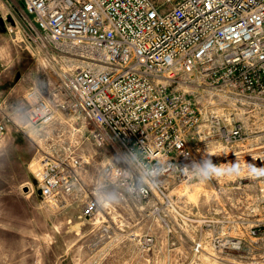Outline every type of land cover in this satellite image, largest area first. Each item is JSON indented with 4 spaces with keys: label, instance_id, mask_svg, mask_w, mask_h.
I'll return each mask as SVG.
<instances>
[{
    "label": "built area",
    "instance_id": "obj_1",
    "mask_svg": "<svg viewBox=\"0 0 264 264\" xmlns=\"http://www.w3.org/2000/svg\"><path fill=\"white\" fill-rule=\"evenodd\" d=\"M14 2L23 3L21 12L40 42L81 64L56 75L51 100L30 89L15 105L32 127L27 133L34 129L46 141L33 172L43 200L74 196L93 161L60 146L61 136L51 133L58 114L77 116L90 139L109 151L98 171L102 182L122 198L160 206L169 202L172 183L192 177L202 149L189 143L201 127L196 100L176 89L190 85L193 75L212 93L228 92L248 106L256 117L254 134H263L257 129L264 112V0ZM225 122L218 133L226 146L242 142V124ZM5 133L0 123V139ZM256 150L262 153L252 155L253 165L262 168L255 178L264 181V144ZM258 192L264 200V189ZM98 212L91 198L82 216ZM201 250V243L193 244L194 253Z\"/></svg>",
    "mask_w": 264,
    "mask_h": 264
},
{
    "label": "rangeland",
    "instance_id": "obj_2",
    "mask_svg": "<svg viewBox=\"0 0 264 264\" xmlns=\"http://www.w3.org/2000/svg\"><path fill=\"white\" fill-rule=\"evenodd\" d=\"M14 1L0 0V123L6 126L0 139V264H264V200L258 192L264 181L256 180L262 165L252 159L262 153L256 145L264 144V112L257 129L263 134H254L251 109L228 92L212 93L197 74L176 89L199 102L201 127L189 143L202 149L192 177L170 185L168 203L122 198L102 182L98 171L109 162V151L90 139L77 116L62 114L51 133L61 136V147L93 161L74 196L52 202L39 196L33 172L46 141L34 129L27 133L32 127L15 105L30 89L51 100L56 75L81 64L40 42L21 12L23 3ZM230 119L242 124L244 140L226 146L218 128ZM91 198L99 214L84 218ZM217 241H238L239 248ZM195 243L202 244L197 254Z\"/></svg>",
    "mask_w": 264,
    "mask_h": 264
},
{
    "label": "bare ground",
    "instance_id": "obj_3",
    "mask_svg": "<svg viewBox=\"0 0 264 264\" xmlns=\"http://www.w3.org/2000/svg\"><path fill=\"white\" fill-rule=\"evenodd\" d=\"M261 188H263L264 189V183L262 182V186H261ZM192 201V200H191ZM234 248H239V242L237 241V242H234Z\"/></svg>",
    "mask_w": 264,
    "mask_h": 264
},
{
    "label": "clouds",
    "instance_id": "obj_4",
    "mask_svg": "<svg viewBox=\"0 0 264 264\" xmlns=\"http://www.w3.org/2000/svg\"><path fill=\"white\" fill-rule=\"evenodd\" d=\"M212 171H213V174H214V173H216L218 171V169L217 168H213Z\"/></svg>",
    "mask_w": 264,
    "mask_h": 264
},
{
    "label": "crops",
    "instance_id": "obj_5",
    "mask_svg": "<svg viewBox=\"0 0 264 264\" xmlns=\"http://www.w3.org/2000/svg\"><path fill=\"white\" fill-rule=\"evenodd\" d=\"M2 68V66H0V69Z\"/></svg>",
    "mask_w": 264,
    "mask_h": 264
}]
</instances>
